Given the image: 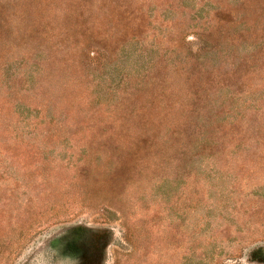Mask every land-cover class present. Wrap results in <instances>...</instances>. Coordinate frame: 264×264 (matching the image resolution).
<instances>
[{
    "label": "rangeland",
    "instance_id": "374dc122",
    "mask_svg": "<svg viewBox=\"0 0 264 264\" xmlns=\"http://www.w3.org/2000/svg\"><path fill=\"white\" fill-rule=\"evenodd\" d=\"M0 264H264V0H0Z\"/></svg>",
    "mask_w": 264,
    "mask_h": 264
}]
</instances>
